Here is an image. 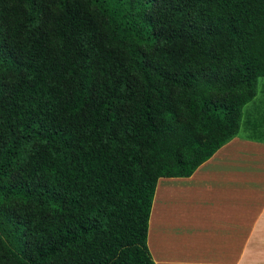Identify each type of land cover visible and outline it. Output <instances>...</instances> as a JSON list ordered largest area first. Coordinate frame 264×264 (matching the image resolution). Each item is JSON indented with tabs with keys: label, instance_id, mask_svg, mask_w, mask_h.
I'll return each instance as SVG.
<instances>
[{
	"label": "trees",
	"instance_id": "16d2710c",
	"mask_svg": "<svg viewBox=\"0 0 264 264\" xmlns=\"http://www.w3.org/2000/svg\"><path fill=\"white\" fill-rule=\"evenodd\" d=\"M260 77L264 0H0V264H155L158 179L257 137Z\"/></svg>",
	"mask_w": 264,
	"mask_h": 264
},
{
	"label": "crops",
	"instance_id": "0c3cea01",
	"mask_svg": "<svg viewBox=\"0 0 264 264\" xmlns=\"http://www.w3.org/2000/svg\"><path fill=\"white\" fill-rule=\"evenodd\" d=\"M147 245L155 264H264V133H239L188 177H160Z\"/></svg>",
	"mask_w": 264,
	"mask_h": 264
},
{
	"label": "rangeland",
	"instance_id": "374dc122",
	"mask_svg": "<svg viewBox=\"0 0 264 264\" xmlns=\"http://www.w3.org/2000/svg\"><path fill=\"white\" fill-rule=\"evenodd\" d=\"M255 105L256 109H255ZM251 110H253V112L251 113ZM244 112H246V114H248L249 112V119L250 120H255L257 119L258 122H260V119L262 120V126L259 127L255 133H264V131H261L262 128H264V77H260L258 80V86H257V96L255 99H253L251 101V103L247 104L244 108ZM243 121L241 124V128H240V133H252L255 129L254 127L252 128V126L246 125L245 123V117H243ZM261 128V129H260ZM159 204V203H158ZM157 211H159L158 209H156ZM158 214V213H157Z\"/></svg>",
	"mask_w": 264,
	"mask_h": 264
}]
</instances>
